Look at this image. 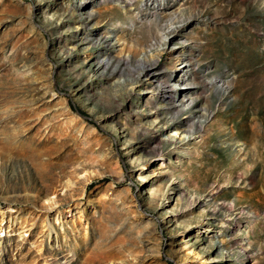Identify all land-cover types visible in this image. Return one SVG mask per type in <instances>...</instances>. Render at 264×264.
Here are the masks:
<instances>
[{
  "label": "rangeland",
  "instance_id": "rangeland-1",
  "mask_svg": "<svg viewBox=\"0 0 264 264\" xmlns=\"http://www.w3.org/2000/svg\"><path fill=\"white\" fill-rule=\"evenodd\" d=\"M1 227L0 264H264V0H0Z\"/></svg>",
  "mask_w": 264,
  "mask_h": 264
},
{
  "label": "bare ground",
  "instance_id": "bare-ground-1",
  "mask_svg": "<svg viewBox=\"0 0 264 264\" xmlns=\"http://www.w3.org/2000/svg\"><path fill=\"white\" fill-rule=\"evenodd\" d=\"M227 7L229 8V6H227ZM227 7H226V8H227ZM236 10H237V9H236ZM236 14H237V13H236ZM210 135H212V134H210ZM217 135H218V134H217ZM214 137H215V136H214ZM255 156H257L256 153H255ZM254 169H255V168H254ZM48 202H50V201H48ZM2 229H3V228L1 227V229H0V233H1Z\"/></svg>",
  "mask_w": 264,
  "mask_h": 264
}]
</instances>
